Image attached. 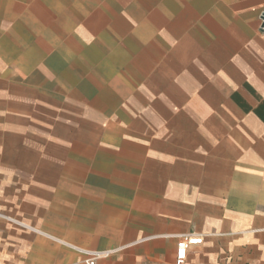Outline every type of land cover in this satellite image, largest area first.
I'll return each mask as SVG.
<instances>
[{
    "label": "crops",
    "instance_id": "1",
    "mask_svg": "<svg viewBox=\"0 0 264 264\" xmlns=\"http://www.w3.org/2000/svg\"><path fill=\"white\" fill-rule=\"evenodd\" d=\"M264 0H0V264H264Z\"/></svg>",
    "mask_w": 264,
    "mask_h": 264
},
{
    "label": "built area",
    "instance_id": "2",
    "mask_svg": "<svg viewBox=\"0 0 264 264\" xmlns=\"http://www.w3.org/2000/svg\"><path fill=\"white\" fill-rule=\"evenodd\" d=\"M259 30L264 33V13L262 12L259 19ZM202 244V238L199 235L180 236L176 246V256L174 264H184L187 252L190 247ZM87 257L86 264H96V261L109 255V252H86L82 251Z\"/></svg>",
    "mask_w": 264,
    "mask_h": 264
},
{
    "label": "water",
    "instance_id": "3",
    "mask_svg": "<svg viewBox=\"0 0 264 264\" xmlns=\"http://www.w3.org/2000/svg\"><path fill=\"white\" fill-rule=\"evenodd\" d=\"M263 13H264V11H263Z\"/></svg>",
    "mask_w": 264,
    "mask_h": 264
}]
</instances>
